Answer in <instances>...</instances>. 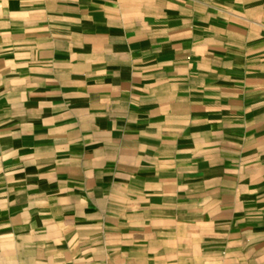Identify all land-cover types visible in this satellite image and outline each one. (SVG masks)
<instances>
[{
	"label": "crops",
	"instance_id": "0c3cea01",
	"mask_svg": "<svg viewBox=\"0 0 264 264\" xmlns=\"http://www.w3.org/2000/svg\"><path fill=\"white\" fill-rule=\"evenodd\" d=\"M264 258V0H0V264Z\"/></svg>",
	"mask_w": 264,
	"mask_h": 264
},
{
	"label": "rangeland",
	"instance_id": "374dc122",
	"mask_svg": "<svg viewBox=\"0 0 264 264\" xmlns=\"http://www.w3.org/2000/svg\"><path fill=\"white\" fill-rule=\"evenodd\" d=\"M256 259V264H264V258H262L261 255H258Z\"/></svg>",
	"mask_w": 264,
	"mask_h": 264
}]
</instances>
